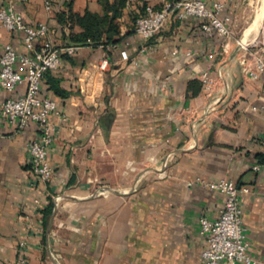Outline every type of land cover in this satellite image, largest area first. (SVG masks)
<instances>
[{"label": "crops", "instance_id": "0c3cea01", "mask_svg": "<svg viewBox=\"0 0 264 264\" xmlns=\"http://www.w3.org/2000/svg\"><path fill=\"white\" fill-rule=\"evenodd\" d=\"M46 1L0 0V10L12 5L27 25L47 24L58 49L75 47L69 37L81 32L61 23V14H104L100 0H49L51 10ZM123 1L112 42L79 46L42 83V95L62 114L50 116V183L34 185L28 145L38 127L20 131L2 117L6 100L26 87L0 89V264L22 257L27 264H203L200 219L218 220L225 196L199 180L250 190L240 197L243 225L255 264H264V73L252 77L244 65L255 72L264 62V22L258 34L250 35L253 26L244 32L248 50L238 43L256 0H203L226 5L227 51V41L207 34L200 19L174 15L145 41L136 20L146 7L173 0ZM7 44L34 54L21 32L1 30L0 55ZM103 58L111 68L99 74ZM205 72L216 82L210 96ZM54 81L63 95L51 89Z\"/></svg>", "mask_w": 264, "mask_h": 264}, {"label": "built area", "instance_id": "2783aa9c", "mask_svg": "<svg viewBox=\"0 0 264 264\" xmlns=\"http://www.w3.org/2000/svg\"><path fill=\"white\" fill-rule=\"evenodd\" d=\"M46 7L51 10V2L46 1ZM226 5L216 2L208 5L203 0L164 1L160 9L148 6L145 12L136 20L135 32L145 41L159 35L168 19L174 15L180 21L191 18L200 19L203 30L209 35H216L227 41L225 50L230 48L232 38V19L225 15ZM21 32L24 44L34 52L33 55L19 54L12 45L4 47L0 55V89L14 94L20 87L25 86V92L18 97L11 96L6 100L2 109V117L15 123L18 130L23 131L36 125L39 137L28 145L30 160L34 170V185L40 186L52 181L54 170L50 162V147L53 144L52 125L50 116H62L56 101L42 95V83L47 73L56 71L62 65V54L73 55L78 47L64 49L56 48L49 38L50 29L45 23L29 26L22 15L8 6L0 10V31ZM39 46L36 47V43ZM248 50V46L238 42ZM123 63L130 61L126 51L121 52ZM246 71L252 77L258 78L264 73V62L259 61L257 71L251 72L244 62ZM111 68V62L103 58L95 68V72L104 74ZM201 82L208 96L214 90L215 80L210 72L201 75ZM264 148V141H263ZM199 182L209 190L225 196V204L218 220L212 221L207 217L200 219L201 235L206 239V249L203 252V264H255L250 254V244L243 225L240 197L250 192L229 180L218 182ZM44 209L43 202L35 201V210L40 213ZM25 247L26 243L22 242ZM18 264H27L22 257Z\"/></svg>", "mask_w": 264, "mask_h": 264}, {"label": "trees", "instance_id": "16d2710c", "mask_svg": "<svg viewBox=\"0 0 264 264\" xmlns=\"http://www.w3.org/2000/svg\"><path fill=\"white\" fill-rule=\"evenodd\" d=\"M100 2L104 5L103 15L94 14L90 11H87L84 15L75 14L71 11L68 14L63 13L60 15L59 19L61 23H71L73 26L81 28V32L71 33L69 37L70 44H74L75 47L106 46L112 42L115 35L119 34L115 21L121 15L120 10L123 8L125 2L118 0L113 5L110 4V0H100ZM111 13H113L112 16L110 15ZM66 55L68 54H62V63ZM55 83V81L52 82L51 89L56 95H63L61 90L57 88L58 86L55 87ZM262 162L264 163V160ZM51 212L52 207L48 209L46 215H50Z\"/></svg>", "mask_w": 264, "mask_h": 264}, {"label": "rangeland", "instance_id": "374dc122", "mask_svg": "<svg viewBox=\"0 0 264 264\" xmlns=\"http://www.w3.org/2000/svg\"><path fill=\"white\" fill-rule=\"evenodd\" d=\"M258 0H256L254 2V6L255 8L253 9V12L250 14V16L248 18H246L244 20V26L240 27L241 28V32L238 33V37H239V42L243 43L242 41V38H243V34L244 32H247V30H249V28L252 26V24L254 23L255 21V17H256V14H257V10H258ZM263 35H264V30H263ZM244 45H246V43H243Z\"/></svg>", "mask_w": 264, "mask_h": 264}, {"label": "bare ground", "instance_id": "6f19581e", "mask_svg": "<svg viewBox=\"0 0 264 264\" xmlns=\"http://www.w3.org/2000/svg\"><path fill=\"white\" fill-rule=\"evenodd\" d=\"M263 22H264V0H260V10L258 12L256 21L252 25L253 27L251 28L250 35L251 34H253V35L258 34L259 30L263 26ZM247 40H248V38L245 41H247Z\"/></svg>", "mask_w": 264, "mask_h": 264}]
</instances>
